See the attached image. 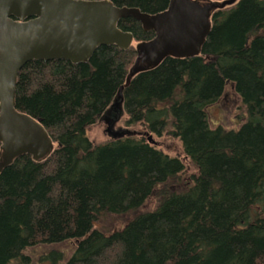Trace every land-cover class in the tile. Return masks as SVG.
Listing matches in <instances>:
<instances>
[{
  "label": "trees",
  "instance_id": "obj_1",
  "mask_svg": "<svg viewBox=\"0 0 264 264\" xmlns=\"http://www.w3.org/2000/svg\"><path fill=\"white\" fill-rule=\"evenodd\" d=\"M111 1L148 14L170 3ZM119 28L137 41L155 36L133 19ZM135 58L103 46L86 64L21 70L17 109L41 120L58 148L0 176V264L67 241L74 251L64 264H264V0L217 13L201 57L138 76L124 93L132 135L95 143L89 130ZM229 87L247 108L238 131L210 123ZM170 141L177 150L162 149ZM150 200L155 210L140 213Z\"/></svg>",
  "mask_w": 264,
  "mask_h": 264
},
{
  "label": "water",
  "instance_id": "obj_2",
  "mask_svg": "<svg viewBox=\"0 0 264 264\" xmlns=\"http://www.w3.org/2000/svg\"><path fill=\"white\" fill-rule=\"evenodd\" d=\"M242 1L170 0L165 11L148 14L111 0H0V176L19 158L43 164L58 148L41 120L17 109L18 78L28 63L86 64L103 46L133 49L136 58L126 80L98 122L107 137L122 140L132 133L122 125L124 93L132 82L168 59L201 57L214 16ZM125 19L139 22L154 39L137 41L122 31Z\"/></svg>",
  "mask_w": 264,
  "mask_h": 264
},
{
  "label": "rangeland",
  "instance_id": "obj_3",
  "mask_svg": "<svg viewBox=\"0 0 264 264\" xmlns=\"http://www.w3.org/2000/svg\"><path fill=\"white\" fill-rule=\"evenodd\" d=\"M210 123L213 128L218 126L223 127L225 130L238 131L241 126L246 122L247 119V108L241 99L235 94L232 87L226 89L224 96L221 100L216 103L213 107L208 110ZM124 128H127L124 125V120L122 122ZM132 132V128H127ZM89 139L95 143H106L111 141L109 137L105 135V128L100 124H97L96 127L89 130ZM162 141V139H158ZM170 150H177V146L173 145L172 141L168 142L164 146H161L165 151L166 147ZM175 146V147H174ZM173 152V151H172ZM177 152V151H176ZM174 152L173 154H175ZM193 173V170H190L187 175L183 176L188 178L189 174ZM155 200H150L143 208L142 212H150L155 210ZM119 222L124 223L125 220H120ZM118 223V224H121ZM121 228L123 226H120ZM74 251V243L67 241L58 245H47L44 243H39L33 247L26 249L19 258L11 264H54L53 260L55 256L60 255L62 260L59 261L60 264H64L68 258L72 255Z\"/></svg>",
  "mask_w": 264,
  "mask_h": 264
}]
</instances>
